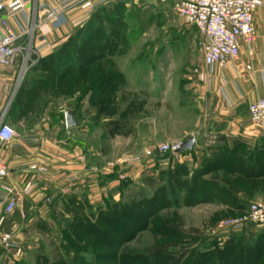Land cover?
Here are the masks:
<instances>
[{
  "label": "rangeland",
  "instance_id": "374dc122",
  "mask_svg": "<svg viewBox=\"0 0 264 264\" xmlns=\"http://www.w3.org/2000/svg\"><path fill=\"white\" fill-rule=\"evenodd\" d=\"M175 2L116 0L107 5L114 11H97L93 25L84 23L70 36L90 42L79 58L85 87L98 85L97 78L111 84L105 96L91 91L84 114L94 127L88 137L91 164L97 165V151L104 154L100 192H90L99 200L81 194L65 211L55 201L59 193L51 192L55 208L31 209L26 218L16 211L0 234H10L22 253L1 248L0 264H150L152 253H158L156 264H255L248 249L264 253V226L235 228L247 215L248 196L264 192V179L258 184L244 176L254 167L253 157L230 150L218 155L205 144L203 151L170 156L165 164L145 156L153 146L193 136L199 123L193 85L204 70L203 55L194 27L178 15ZM26 81L25 75L8 99L12 119ZM66 82L62 97L47 98L55 110L69 97L72 86L66 91ZM102 118L120 125V135H108L109 125L104 135L97 124ZM208 122L203 117L201 124ZM137 157L141 163L132 165ZM229 243L236 247L232 252Z\"/></svg>",
  "mask_w": 264,
  "mask_h": 264
},
{
  "label": "crops",
  "instance_id": "0c3cea01",
  "mask_svg": "<svg viewBox=\"0 0 264 264\" xmlns=\"http://www.w3.org/2000/svg\"><path fill=\"white\" fill-rule=\"evenodd\" d=\"M59 2L60 0H35L34 5L30 6V11H34L35 4L38 7L47 6L62 11L63 18L58 25L51 24L40 8L36 14L42 24L36 31L35 44L38 46L43 41L49 42L50 47L44 48L40 53L41 59L49 64L56 60V55L69 42L70 36L79 27L83 28L84 23L89 22L97 11H114L107 5L114 4L116 0H71V4L65 9ZM87 3H90L89 7L85 6ZM32 13L27 12L18 15L17 19H9V24L17 34L21 35L24 30L31 28L27 19H30V15L32 17ZM253 23L256 40L252 45L251 54L249 46L242 43L240 57L233 63L207 67L202 59L204 70L201 72L205 74L206 79L201 81L197 75L193 85L194 110L199 123L195 124L193 136L184 135L181 139H185L182 140L184 143L193 137V149L199 151H203L202 144H205V148L210 146L209 151L218 155L228 150L243 156L250 155L255 160L256 171L261 172L264 169V126L250 124L248 110L251 104L264 99V6L255 10ZM197 37L196 31V39ZM43 65L26 74L27 84L16 104L18 116L15 119L7 116L6 123L14 128L17 137L10 144H0V160L9 169V176L0 179V183L14 187L19 195V204L14 213L0 223V229L16 211H20L26 218L31 209L52 208L55 201L66 211V207L78 201L81 194L87 195L89 200H99V195L93 198L90 192H100V178L105 175V167L102 161L100 162V157L104 159V154L97 151L94 155L98 159L97 165L91 164L88 137L94 127L84 119L86 109L90 107L92 93L84 94L73 87L76 82H70V76L75 74L78 79L80 72L69 73L65 78L69 81L66 82V91L68 85L72 86H69V97L65 96L64 104L55 110L53 103L48 102L47 98L62 97L60 91L63 86L51 87L52 84H57L60 78L50 80L47 71L42 70L45 68ZM247 65H250V69H247ZM18 72L19 65L3 72L0 112L9 104L8 99L17 82ZM105 95V89L99 87L98 96ZM31 99L35 100L31 102ZM103 101L98 100V108H102ZM113 105L116 106L115 103ZM67 110L74 112L78 123L71 128L66 124ZM23 112L26 113L22 114ZM38 113L40 114L37 115ZM203 117L206 121L209 120L208 126L207 123L202 126ZM113 123L112 125V121L102 118L97 124L102 127L104 135L107 134L108 125V128L113 127L108 130V135L116 137L120 135V125ZM23 137H35L37 143L25 144L21 141ZM222 138L224 140H221ZM213 140L217 143L215 147L206 145ZM192 150L185 152L190 153ZM32 164L45 167L47 172L32 171ZM28 182H32L34 188L29 194H25L24 187ZM257 182L260 184L262 180ZM51 192L59 193V198L50 200L48 194ZM248 197L252 202L264 201V192L258 191ZM2 216L3 207L0 206V221Z\"/></svg>",
  "mask_w": 264,
  "mask_h": 264
},
{
  "label": "built area",
  "instance_id": "2783aa9c",
  "mask_svg": "<svg viewBox=\"0 0 264 264\" xmlns=\"http://www.w3.org/2000/svg\"><path fill=\"white\" fill-rule=\"evenodd\" d=\"M35 0H0V92L3 85L1 77L5 69L19 65L16 84L20 85L28 71L41 59L40 53L44 48L50 47L49 42L43 41L36 46L35 34L41 26L40 19L36 17L39 8L45 12L46 19L58 25L62 21V11L58 8L38 7L35 4L34 11L31 5ZM71 0H60L59 5L67 8ZM90 6V3L85 5ZM264 6V0H176L175 10L183 19L186 25L196 29L198 37L196 44L203 55L204 64L207 67L224 66L237 61L240 57L241 44L249 46L250 54L252 45L256 40V29L253 23L254 12ZM31 14L28 23H31L29 30H24L21 35L17 34L9 19H17L18 15ZM250 69V65H247ZM201 81H205L204 73L198 71ZM20 82V83H19ZM249 123L257 126H264V99L249 106ZM7 107L0 112V144H10L16 137V131L6 123ZM21 141L25 144L34 145L37 143L35 137H23ZM182 141H168L148 149L145 156L153 159L157 164H165L170 156L180 154ZM141 157L132 160V165L138 166ZM32 171L46 173L45 167L39 164L30 165ZM9 176V169L0 160V179ZM34 188L32 182L24 187V193L29 194ZM19 195L14 187L0 183V206L3 207V216L0 223L6 217L12 215L19 204ZM246 224L264 226V201L250 203L246 217L235 228H242ZM15 251L17 255L22 249L16 244L8 233L0 234V249Z\"/></svg>",
  "mask_w": 264,
  "mask_h": 264
},
{
  "label": "trees",
  "instance_id": "16d2710c",
  "mask_svg": "<svg viewBox=\"0 0 264 264\" xmlns=\"http://www.w3.org/2000/svg\"><path fill=\"white\" fill-rule=\"evenodd\" d=\"M93 20L94 19L91 18V20L87 23L86 27H90L91 25H93ZM71 38H70L69 42L56 55L55 61H53L51 64H49V63H45L44 60L40 59V61L28 71V73L30 71L36 70L39 66H41L43 64H44L43 66L48 65L49 69L50 68L53 69L51 72L49 71L50 73L48 72V74L50 75V80H54V78H57V77L60 78L59 79L60 81L57 84H52L51 87L63 86L64 80L66 82L65 78L70 72L71 73L76 72V71L80 72L83 69L84 63L83 62L80 63L79 58L81 56L84 57L85 53L87 52V48L90 46L89 45L90 44L89 39L83 40L79 43L78 39L74 40ZM71 46L74 47L75 49H72ZM66 53H71V57H69V59L65 58L64 54H66ZM65 69H66V71H65ZM68 70H69V72L67 73ZM82 79H83V77L80 76L77 80H75L76 84L73 85V87L75 86V88L82 91V93L84 92V94H85V92H91V91L97 92V94H98L99 87L105 89V92H106V88L111 86V84L109 83V81H107V79H104V81L102 82V78H97L98 85H96L93 88H91V87L86 88L85 87L86 85L84 84V81H82ZM26 84H27V81L24 84L22 94L24 92ZM84 88H86L85 91H84ZM263 166H264V164H263ZM237 173H240L239 168H237ZM244 176L248 180H254V181L263 180L264 179V169L261 172H257L255 166L252 168H247ZM250 203L248 204V207H249ZM69 206L66 207V211L68 210ZM94 229H97V231H98L97 226H95ZM78 240H80V239H78ZM235 249H236V247L232 243H229L227 245V250H228L227 252H232ZM248 253H249V255H251L253 257V261L255 264H259L260 262H262V259L264 258L263 251L258 250L256 247H254V248L250 247L248 249ZM158 257H159L158 253H152L150 260H148V263L156 264Z\"/></svg>",
  "mask_w": 264,
  "mask_h": 264
},
{
  "label": "water",
  "instance_id": "95a60500",
  "mask_svg": "<svg viewBox=\"0 0 264 264\" xmlns=\"http://www.w3.org/2000/svg\"><path fill=\"white\" fill-rule=\"evenodd\" d=\"M66 124L68 127L76 126L77 120L74 117V112L71 110L66 111ZM221 140H224L223 138ZM195 147V139L193 137H190L186 142L183 143L180 153H183L185 151H190Z\"/></svg>",
  "mask_w": 264,
  "mask_h": 264
}]
</instances>
